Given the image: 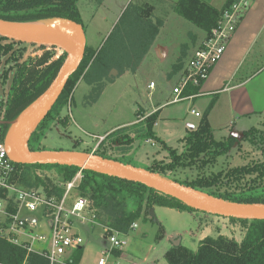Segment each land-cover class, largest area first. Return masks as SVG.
<instances>
[{
	"label": "trees",
	"instance_id": "obj_1",
	"mask_svg": "<svg viewBox=\"0 0 264 264\" xmlns=\"http://www.w3.org/2000/svg\"><path fill=\"white\" fill-rule=\"evenodd\" d=\"M79 1L0 0V21L23 25H50L51 27H57L68 21L84 30ZM236 1L227 0L226 4L219 9L204 0H179L169 6V11L158 13V15L157 7L150 5L151 3L147 4V0L139 3L141 7L135 8L133 4H129L114 30L115 32L118 29L115 35L113 32L107 37L98 50L86 45L78 69L70 76L50 113L32 134L28 142L29 151H46L41 142L53 124L57 121L65 122V117L61 115L62 110L71 102L72 94L80 81L89 82L95 95L91 101L97 102L109 83L113 82V77H110L113 70L120 74L124 71H135L154 46L157 36L172 13L177 12L183 19L204 31L208 38L213 28L218 27L222 22L225 11L230 9ZM98 2L102 4L103 0ZM158 6L162 11V6ZM3 41L8 43L2 44ZM16 44L25 45L0 36V60L6 57L5 63H13L3 74V82H5L9 73L13 72L9 92L0 104V142L2 143L7 142L13 124L48 89L67 58L65 51L57 58L55 53L57 48L39 45L41 49L52 50L44 52L41 56H25L24 48L15 50ZM187 51L188 46H184L174 72L186 66ZM214 67L210 69L208 76ZM206 80L203 79L198 86L191 85L186 88L184 95L200 91ZM214 104L213 101L209 109H212ZM206 116L207 112L198 128L189 133L186 138V149L181 153L171 149L164 141L156 137L154 128L158 119L157 115H151L138 126L122 127L105 137L95 154L131 165L108 156L105 149L107 142L110 141L109 144L116 151L123 150L127 154L134 148L135 140L140 138L145 141L155 140L167 149L170 161L163 159L149 168H136L144 169L192 190L229 202L264 204V162L254 161L233 168L221 169L211 175L199 174L193 181L188 179L177 181L169 177L170 174H178L182 170H194L197 166L200 169H206L210 165L214 166L218 158L226 156L235 145L241 148L243 142L253 144L258 138L264 140L263 132L254 127L243 133L241 143H237L238 140L233 138L228 141H218L213 136V130ZM132 129H136L134 132L136 139L130 137ZM15 168L13 182L22 188L41 190L47 196H54L58 199L64 196L67 184L81 172L82 180L72 192V196L87 198L91 202L96 220L103 225L110 226L121 235H128L132 230L131 227L141 219L145 208L153 209L162 206L178 211L198 213L181 201L157 193L141 183L117 179L102 173L97 174L89 170H80L77 167L49 164L15 163ZM38 170L55 171L62 185L42 178ZM229 220L242 225L245 232L242 241H236L225 235H219L216 238L208 236L200 242L196 251L180 244L179 247H173L167 252L168 264H264V220ZM162 236L161 231L159 239ZM82 252L83 250H79L76 255L80 257ZM26 256L25 249L0 238V264H23ZM29 258L32 264H48L46 258L36 254L30 255Z\"/></svg>",
	"mask_w": 264,
	"mask_h": 264
},
{
	"label": "rangeland",
	"instance_id": "obj_2",
	"mask_svg": "<svg viewBox=\"0 0 264 264\" xmlns=\"http://www.w3.org/2000/svg\"><path fill=\"white\" fill-rule=\"evenodd\" d=\"M98 1L80 0L78 2L87 43L96 50L114 32L119 24L120 15L129 6L128 4H133L132 6L135 8L141 7L139 3L143 0H129V3H126L128 0H103L102 4H99ZM204 1L209 2V0ZM224 1L214 0L213 2L215 5H220ZM213 2L210 1L211 4ZM149 3L157 7V15L158 13L169 11V6L174 4L168 0H147V4ZM256 4L245 14V26L243 29V32L247 34L244 37L245 45L248 43L249 46L254 39V47L251 51L244 54V65L238 70L236 75V80L250 77L252 80L244 87L234 90V92L220 93L217 99L219 102L216 105L217 101H215L216 103L212 109H209L212 98H201L195 102L198 113L204 114L205 111L207 112L206 117H208L209 123L212 125L213 136L218 141H228L233 138L238 140L237 143H241L243 142V133L254 129V127L261 130L264 135V0H258ZM158 5L162 6V11ZM37 26L39 29L52 28L50 25ZM1 43L5 44L8 42L3 41ZM22 48L25 49V56H41L44 52L52 50L41 49L38 45H15V50ZM63 52L62 49H57L55 51L56 57L59 58ZM5 62L6 57H3L0 60V104L9 92L13 77V72H10L6 81L3 82L4 72L13 64ZM129 76L133 75L130 74ZM209 76L204 83V90L202 91L212 92L221 89L225 86V82L230 80L223 77H227L229 74H223L221 78L223 80L217 76L211 78ZM82 82L80 87L72 94L69 105L62 110L61 115L65 117V122L57 121L53 124L47 136L42 140L41 145L46 150L92 151L94 147L101 143L99 137L94 138V136L103 135L121 122L130 119L132 107L133 105L135 106L137 101L135 84L138 82V78L120 77L118 85L108 88L105 95L102 97V94L97 102L91 101L95 95L89 87V82L85 80ZM141 83L144 87L146 81L143 79ZM141 100L144 106L148 104L147 92L141 96ZM231 102L233 114L228 110ZM184 106L185 104H180L177 105V108L183 109ZM245 114L248 115L244 116ZM194 120L198 122L200 118L196 117ZM182 125L178 122L168 123L164 127L165 133L161 135L168 143L165 142V144L171 149L178 151V153L186 149L185 142L181 141L179 135V128ZM109 143L111 142L108 141L105 145L108 156L130 163L135 167L149 168L154 166L158 161H153L152 165L148 162V159L152 160L153 158L170 161L168 151L163 148L161 143L153 147L152 143H148L142 138L137 139L134 147L140 152L141 156L139 158L133 157L131 152L126 154L123 150L120 152L116 151ZM254 161L264 162V140H260V138L253 144L243 142V147L241 148L239 145H235L226 156L219 157L214 166L210 165L206 169H200L197 166L194 170H182L178 174H170L169 177L177 181H184L185 179L193 181L197 179L199 174L211 175L221 169L233 168L253 163ZM37 172L42 178H46L47 181L49 179L52 183L62 185V181L55 171L38 170ZM42 210V206H40L38 210L32 213L25 212L24 217L42 218L41 224L44 226V230L39 229L38 233H41V236H43L42 234L48 236L50 220L42 217ZM150 210L147 208L143 210L141 219L136 222L137 228L128 233V245L121 253L122 255L117 260V264H168L166 254L174 247L173 239H180V244L192 251H196L200 242L208 236L216 238L219 235H225L236 241H242L245 234L240 223H233L229 219L208 215L200 211L198 213L178 211L159 206L153 208V216L150 214ZM79 231L82 236L84 235L86 239H89V244L85 248L83 264L102 258L101 251L103 246L101 245V238L105 237L102 226L97 225L93 231L87 230L86 227L80 228ZM161 231L163 236L159 239Z\"/></svg>",
	"mask_w": 264,
	"mask_h": 264
},
{
	"label": "built area",
	"instance_id": "obj_3",
	"mask_svg": "<svg viewBox=\"0 0 264 264\" xmlns=\"http://www.w3.org/2000/svg\"><path fill=\"white\" fill-rule=\"evenodd\" d=\"M256 2L257 0H237L225 11L220 25L213 28L210 36L187 62L181 82L174 90L175 97L171 104L186 100V88L191 85L198 86L203 79H207L210 69L224 55L240 20ZM154 86L152 83L151 87ZM192 114L200 116L197 111ZM15 169L7 142H0V238L27 251L23 264H32L29 258L32 254L46 258L48 264H83L89 239L82 236L79 230L86 227L87 230L93 231L97 225L102 226L105 235L101 238L102 258L88 264H117L128 245V235H121L110 226L99 223L87 198L72 196V192L82 180L81 172L67 184L64 196L58 199L47 196L41 190L20 187L12 181ZM40 206L43 209L42 217L50 220L48 236L38 233L39 229L44 230L42 218L24 217L25 212L32 213ZM136 228V224L131 227L132 230ZM79 250H83L80 257L76 255Z\"/></svg>",
	"mask_w": 264,
	"mask_h": 264
},
{
	"label": "water",
	"instance_id": "obj_4",
	"mask_svg": "<svg viewBox=\"0 0 264 264\" xmlns=\"http://www.w3.org/2000/svg\"><path fill=\"white\" fill-rule=\"evenodd\" d=\"M65 24L72 25L66 21ZM37 25H23L0 21V36L24 44L48 46L62 49L67 53L60 72L48 89L21 115L13 124L7 144L13 161L16 164H49L77 167L97 174H106L117 179L143 184L146 187L175 200L186 206L212 216L226 219L264 220V204H246L229 202L215 198L200 191L192 190L177 184L163 176H157L144 169L119 163L107 158L99 157L95 153L76 151H39L31 152L28 142L39 124L50 113L70 76L78 69L86 48L83 38L67 30L56 28H37ZM113 70L110 76L116 75ZM150 214L154 216L153 209ZM174 247H179L181 240L173 239Z\"/></svg>",
	"mask_w": 264,
	"mask_h": 264
},
{
	"label": "crops",
	"instance_id": "obj_5",
	"mask_svg": "<svg viewBox=\"0 0 264 264\" xmlns=\"http://www.w3.org/2000/svg\"><path fill=\"white\" fill-rule=\"evenodd\" d=\"M171 3H176L179 0H168ZM214 1V0H209ZM226 1L223 4H216L213 2L215 7L222 8ZM129 3V0L126 2ZM125 3V4H126ZM258 3V0L257 2ZM255 3V5H257ZM129 5V4H128ZM255 7V6H254ZM125 8V7H124ZM125 11V10H124ZM121 16V15H120ZM245 16L241 19V23L238 25L237 29L235 30L230 43L227 45L224 55L222 56L221 60L216 64L212 73L210 74L209 78L217 76L219 79L222 78L223 74H229V76H223L227 80L225 86L221 89L210 91H202L204 84L201 86L200 91L195 93H187L184 97H187L186 100L171 104L175 97L174 90L181 82V77L183 68L178 71H175V65L178 63L182 52L184 50V46H188V56L186 58L187 62L189 61L190 57L194 54L200 45L207 39V34L204 31L193 25L191 22L183 19L177 12L172 13L168 19L166 20V24L160 31L159 35L155 40L154 46L151 48L149 53L143 58V62L138 66V68L131 72V71H124L123 73L117 72L116 75L110 76L113 77V82L109 83L106 87L105 91L102 93V97L105 95L108 88H112L118 85V79L124 76L128 77H135L138 78V82L135 84V90L137 91V101L135 102V106L132 107V115L130 119L121 122L119 125L111 128L107 133L110 135L111 133L119 130L122 127H135L142 124L147 117L151 115H157V123L154 128V132L157 138H160L162 141L166 142V139L162 138L161 135L165 133L164 127L168 123H180L183 124L179 128V135L181 137V141L185 142L186 148V138L190 132L195 131L200 122L203 118L204 114L200 113V116L197 117L192 114L193 111H197L195 107V102L200 100L201 98H212L211 103L217 101L216 105L218 104L219 94L220 93H231L234 90L244 87L247 85L248 82L252 80V78H246L241 80H236V75L238 70L242 68L244 65V54L249 52L254 47L255 40L253 39L252 43L248 46V43L245 45L244 37L247 36L246 32H243L245 26ZM84 32V31H83ZM191 36L193 38H191ZM85 41L86 35L84 32ZM88 44V43H87ZM245 45V46H244ZM186 62V64H187ZM243 63V64H242ZM132 74L133 76H129ZM255 75V74H254ZM208 78V79H209ZM146 81V84L142 85V81ZM149 80V82H148ZM223 80V79H221ZM140 81V82H139ZM83 82L80 81L77 89ZM154 83V88L151 87V84ZM162 84V86H161ZM90 87V85H89ZM163 87V88H162ZM91 88V87H90ZM147 92L148 104L144 106L142 104L141 96L145 95ZM185 92V91H184ZM124 93V92H123ZM234 100V99H233ZM209 104V106L211 105ZM185 104L183 109L177 108V105ZM215 105V106H216ZM228 110L233 114L234 111L232 109V102L229 104ZM198 112V111H197ZM134 115V116H133ZM248 114H245L246 116ZM200 118L198 122H195L194 118ZM191 127V128H190ZM212 128V125H211ZM213 130V128H212ZM136 129H132L130 131V137L136 139ZM107 133L94 136V138L99 137L100 142L105 136L107 137ZM103 141V140H102ZM151 141L153 147L160 144L155 140ZM137 142V140H135ZM148 142V141H147ZM153 143L155 145H153ZM167 143V142H166ZM100 144V143H99ZM98 144V145H99ZM135 144V143H134ZM168 144V143H167ZM97 145V146H98ZM97 146L92 149V151L81 150L82 152H91L96 153ZM64 150V149H62ZM48 151V150H46ZM67 151H76L81 152L78 150H67ZM131 153H133V157H140V152L135 149H132ZM142 158V157H141ZM144 158V157H143ZM149 158V157H148ZM147 158V159H148ZM156 161H161V159L153 158L148 159V162L152 165V163Z\"/></svg>",
	"mask_w": 264,
	"mask_h": 264
},
{
	"label": "bare ground",
	"instance_id": "obj_6",
	"mask_svg": "<svg viewBox=\"0 0 264 264\" xmlns=\"http://www.w3.org/2000/svg\"><path fill=\"white\" fill-rule=\"evenodd\" d=\"M45 27V26H44ZM52 28H56L57 30H67L72 32L74 35L76 36H80V38H83V34L81 32V28L79 26L76 25H67V24H59V26L57 27H52Z\"/></svg>",
	"mask_w": 264,
	"mask_h": 264
}]
</instances>
